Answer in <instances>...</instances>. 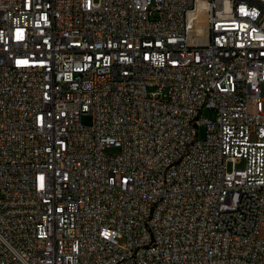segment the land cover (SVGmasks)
<instances>
[{"label": "built area", "instance_id": "2783aa9c", "mask_svg": "<svg viewBox=\"0 0 264 264\" xmlns=\"http://www.w3.org/2000/svg\"><path fill=\"white\" fill-rule=\"evenodd\" d=\"M0 264H264V0H0Z\"/></svg>", "mask_w": 264, "mask_h": 264}, {"label": "rangeland", "instance_id": "374dc122", "mask_svg": "<svg viewBox=\"0 0 264 264\" xmlns=\"http://www.w3.org/2000/svg\"><path fill=\"white\" fill-rule=\"evenodd\" d=\"M201 115H202L203 118H208L211 121H213L214 118H215V113L213 111H210V110H203ZM83 123L84 124H89L90 123V118L84 117L83 118ZM199 130H200V135L203 134V127L200 128Z\"/></svg>", "mask_w": 264, "mask_h": 264}]
</instances>
